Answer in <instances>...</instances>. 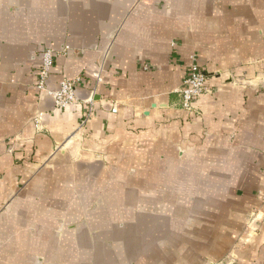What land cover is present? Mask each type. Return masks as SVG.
Listing matches in <instances>:
<instances>
[{"label":"crops","instance_id":"0c3cea01","mask_svg":"<svg viewBox=\"0 0 264 264\" xmlns=\"http://www.w3.org/2000/svg\"><path fill=\"white\" fill-rule=\"evenodd\" d=\"M0 264H264V0H0Z\"/></svg>","mask_w":264,"mask_h":264},{"label":"built area","instance_id":"2783aa9c","mask_svg":"<svg viewBox=\"0 0 264 264\" xmlns=\"http://www.w3.org/2000/svg\"><path fill=\"white\" fill-rule=\"evenodd\" d=\"M71 48L65 46L61 54L68 56ZM59 52L52 47H46L42 52V67L40 69L37 89L40 93L50 96L54 102L56 109H66L72 105L80 104L82 101L76 94L77 86L81 82V78L75 80H63L55 90H51L47 86V81L51 74L55 57ZM97 77V76H96ZM99 81V78H98ZM208 91L207 74L199 65L197 57H191V64L188 66L187 76L184 80V87L180 90L182 107L187 111H193L196 102ZM92 99L85 103H92ZM90 115L88 114L82 121L81 127L87 125ZM41 131H46L41 129Z\"/></svg>","mask_w":264,"mask_h":264}]
</instances>
